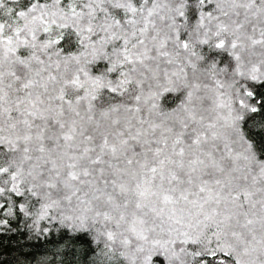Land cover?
Masks as SVG:
<instances>
[{
	"label": "snow or ice",
	"instance_id": "6c2138e0",
	"mask_svg": "<svg viewBox=\"0 0 264 264\" xmlns=\"http://www.w3.org/2000/svg\"><path fill=\"white\" fill-rule=\"evenodd\" d=\"M0 237L264 264V0H0Z\"/></svg>",
	"mask_w": 264,
	"mask_h": 264
},
{
	"label": "trees",
	"instance_id": "16d2710c",
	"mask_svg": "<svg viewBox=\"0 0 264 264\" xmlns=\"http://www.w3.org/2000/svg\"><path fill=\"white\" fill-rule=\"evenodd\" d=\"M15 237L12 238L11 242H9V238L8 237H0V241H2L3 243V247L6 248L8 251L7 252H3L0 253V255H2L4 258H7L10 254L11 255H15L16 254V245H15ZM33 251V252H38L39 246H37L35 249H26V251Z\"/></svg>",
	"mask_w": 264,
	"mask_h": 264
}]
</instances>
